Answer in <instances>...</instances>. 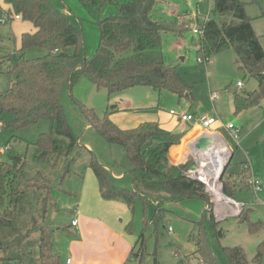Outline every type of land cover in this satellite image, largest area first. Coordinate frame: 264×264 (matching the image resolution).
<instances>
[{
	"label": "trees",
	"instance_id": "trees-1",
	"mask_svg": "<svg viewBox=\"0 0 264 264\" xmlns=\"http://www.w3.org/2000/svg\"><path fill=\"white\" fill-rule=\"evenodd\" d=\"M3 1L6 7L0 2V15H7L9 22L18 15L20 20L32 24L33 29L21 35L15 64H10L9 55H0V74H7L10 79L8 89L0 93L1 131L10 129L17 132L47 120L50 132L42 134L34 144L38 152L32 161L27 155H16L0 166V203L6 198L8 200V207L0 210V262L66 264L53 249L54 230L48 224V214L55 207L51 196L52 183L37 167L42 163H51L53 167L64 163L68 174L76 161L72 156L80 147L79 138L61 104L62 91L66 87L71 90L81 76H85L97 88L106 89L109 96L136 87H149L161 95L171 92L179 98L191 97V89L178 75L179 65L165 60L163 37L168 34L182 38L185 32L191 31L195 20L186 14L184 16L188 19L183 18L185 21H180L179 16L173 19L155 16L154 10L163 0H79L93 13L101 33L96 55L87 61L82 29L70 22L68 10H60L49 0ZM212 1L213 14L219 21L212 16L205 20L202 34L193 43L198 59L234 49L240 69L257 80L258 89L253 93L235 94L234 111L238 114L258 106L264 98V49L242 0ZM106 5L115 12L102 17L101 12ZM1 42L0 32V50ZM71 48L73 53L70 54L68 50ZM32 49L46 53L38 58H26L27 51ZM77 106L88 128L107 144L121 146L135 170L142 171L144 175L153 174L159 180L157 184L139 181L144 184L142 188L136 184L132 188L118 187L107 167L101 165L92 153L89 168L103 200L120 201L133 208L135 200L141 198L144 203L151 201L160 208L165 202L197 198L207 203L214 226L221 224L216 220L214 204L204 186L184 175V170L192 163L172 166L168 161L169 153L180 150V140L185 134H165L156 122L123 129L111 118L117 107L109 109L101 118L85 104L78 102ZM246 165L249 163H243L242 170L236 174L241 179L237 183H232L236 178L233 181V176L227 177L224 173L223 193L228 197L236 200L237 194L244 190L254 193L248 183L251 176ZM158 193L164 195L154 197ZM245 203L244 213L251 210L250 203ZM238 219L248 225L252 235L264 228L261 221L252 222L247 212ZM36 233L40 235L38 244H26ZM138 242L140 246L136 253ZM195 243L196 251L178 264H219L202 229L195 237ZM136 244L130 258L137 264H145L144 235L138 237ZM224 251L231 264H264V239L257 245L251 263L241 246L228 247ZM155 264H159L157 260Z\"/></svg>",
	"mask_w": 264,
	"mask_h": 264
},
{
	"label": "rangeland",
	"instance_id": "rangeland-1",
	"mask_svg": "<svg viewBox=\"0 0 264 264\" xmlns=\"http://www.w3.org/2000/svg\"><path fill=\"white\" fill-rule=\"evenodd\" d=\"M49 1L60 10H68L71 15L70 22L82 29L86 59L91 61L96 55L101 40L100 29L93 13L79 0ZM0 2L6 7L3 0ZM242 2L246 4V13L252 20L254 31L260 38L264 49V0H242ZM213 11L212 0H163L154 10L155 16L161 18L173 19L183 15L180 21H185L188 17L195 20L191 25V31L185 32L182 38H175L168 34L163 37L165 60L169 64L179 65L178 75L191 89V97L186 95L179 98L171 92H164L161 95L149 87H136L109 96L106 89L97 88L85 76H81L71 90L66 87L62 91L61 104L69 124L79 138L80 147L74 151L72 156L76 157V161L71 165L68 174H66L64 163L56 167H53L51 163H42L37 167L52 183L51 196L55 207L48 214V224L54 230L53 249L60 254L65 263L68 257L73 258L74 256L72 247L77 249V245L74 243L72 245V241H76L81 236L80 228L72 226V220H83L82 213L96 215L102 213L110 225L117 228L122 227L125 234L133 237V246L138 237L144 235L145 264H155V260L159 264H178L185 257H190L196 251L195 237L200 229L205 232L219 264H231L224 251L228 247L241 246L247 254L248 261L251 263L253 260L257 245L264 239V228L252 235L249 233L248 225L240 223L238 217H229L224 221H219L221 224L215 227L207 203L201 199L191 198L179 202H165L160 208L151 201L144 203L141 198L135 200L133 208H129L120 201V204L109 205L113 202L102 200L103 205H101L98 184L89 168L93 154L101 165L107 167L113 183L118 187L132 188L133 184H136L138 188H142L144 184L139 181L144 180L149 184H157L159 180L153 174L144 175L142 171L135 170L121 146L107 144L93 129L88 128L77 106V103L81 102L94 109L101 118L109 109L117 107V112L111 118L120 128L131 129L145 122H156L165 134H184L188 127L181 126L180 115L187 114V112L194 113L197 118L214 116L224 124L234 123L241 128L239 145L225 136L222 130L223 137L233 152V157L226 169V176H233V181L235 178L236 181L232 183H237L241 179L236 174L242 170L243 163H249L248 174L261 181L262 190L256 195L244 190L237 194L236 200L250 203L251 210L246 211L248 216L252 222L261 221L264 224V98L258 106L245 109L238 114L235 113V94L253 93L258 89V82L255 78L249 77L245 70L240 69L238 56L234 49L230 48L210 57L211 63H198L197 49L193 43L198 35H195L192 29L197 27L202 30L207 16L218 20L219 18L213 14ZM114 12L113 8L106 5L101 15L103 17ZM185 14L189 16L186 18ZM32 29V24L23 20L11 22L7 20L6 23L0 25L2 36L0 55H9L10 64L17 62L21 35ZM176 43L181 46H177ZM68 52L73 53V49H69ZM45 53L44 50L32 49L27 51L26 58H38ZM238 83L242 86L239 87ZM9 84V76L0 74V93L6 91ZM216 93L219 99L212 101L211 94ZM171 111L177 115L171 114ZM219 126L220 123L215 126V129H220ZM199 130L197 126L186 137H190ZM48 132H50V123L47 120L17 132H12L10 129L0 131V149L7 150L6 153H0V166L2 163L10 162L11 158L16 155H27L32 161L38 152L34 144L42 134ZM170 159L168 158V161L172 166L178 163L170 162ZM135 178L138 180L134 181ZM162 194H155L154 197H161ZM206 194L214 204L215 213L217 205L215 198ZM221 206L225 211L224 202ZM7 207L6 198L0 203V210L3 211ZM246 212H242L240 216L243 217ZM198 223L201 225L198 226ZM39 236V233L33 234L26 244L29 242L38 244ZM84 237L83 234L81 239L85 243ZM115 243L116 241L111 240L102 251V255ZM136 245L137 253L140 242ZM80 247L78 249L81 250L82 247ZM85 251H88L86 245ZM125 264L137 263L135 259L128 258Z\"/></svg>",
	"mask_w": 264,
	"mask_h": 264
},
{
	"label": "built area",
	"instance_id": "built-area-1",
	"mask_svg": "<svg viewBox=\"0 0 264 264\" xmlns=\"http://www.w3.org/2000/svg\"><path fill=\"white\" fill-rule=\"evenodd\" d=\"M209 17L210 16H207L206 20H209ZM14 19L20 20L21 18L20 16L16 15ZM7 20L9 21V17L7 15H4V14L0 15V24L6 23ZM193 33L195 35H201L202 31L198 29L197 27H195L193 28ZM211 62L212 61L210 60V58L198 59L199 64H206V63H211ZM238 86L239 87L242 86L241 83H238ZM210 98L212 101H215L219 99V95L217 93L211 94ZM171 114L177 115L176 113H174V111H171ZM180 118L183 123L191 124L192 129L198 126L200 129V133H201L198 136V138L194 139L193 143L191 144L194 151L192 153L187 154V156L184 158V160L181 163V164H186L189 162L192 163L189 167H187L184 170V175L189 179H192V180H195L201 183L204 186L205 192L210 194L213 198H215L214 194L209 189L208 184L204 180V178L211 177L210 173L215 172V170L213 169V161L210 159V161H207V163H210V162L211 163L206 165V162L203 160L206 159V156L210 157L213 154V152H216L215 147L212 144L215 140L221 137L223 139L222 142L224 144V150L221 153L223 157L222 160L224 161V167H227L230 163V157L231 155H233V152L228 142L223 137L222 130L226 134L225 136H227L230 140H232L233 142L239 145L238 140L241 135V128L237 127L234 123L224 124L223 122H220L214 116H211V117L203 116V117L197 118L196 115L187 113L184 115H180ZM219 123H220V126H219L220 129L216 130L215 126H217ZM2 125L3 124L0 121V131L2 129ZM202 139L206 140L207 143L203 147H198V144L200 143ZM6 152H7L6 149H0V153H6ZM210 166H212V170L207 171L208 169H210L209 168ZM248 168H249V165H246V169ZM203 171H207L205 172V175H203ZM200 173L201 175H199ZM222 177L223 176H222V171H221L218 177V184H219L218 189L226 199V202L224 203L226 206V210L224 211L223 206L218 207L216 205L215 215L217 217L218 222L224 221L229 217H239L246 207L245 202H240L231 197H227L224 195L223 193L224 185L222 183ZM248 183L252 187V190L255 194H257L258 192L262 190V183L259 179L251 177L248 180ZM77 225H78V220L75 219L72 223V226H77ZM170 232H172L171 229H170ZM68 263H70V261H68ZM0 264H17V263L15 261H8V262H0Z\"/></svg>",
	"mask_w": 264,
	"mask_h": 264
},
{
	"label": "crops",
	"instance_id": "crops-1",
	"mask_svg": "<svg viewBox=\"0 0 264 264\" xmlns=\"http://www.w3.org/2000/svg\"><path fill=\"white\" fill-rule=\"evenodd\" d=\"M181 16H179V18H182ZM176 45L181 46V44H178V43H176ZM128 107L129 106H127V108ZM187 113H191V112H187ZM181 124L183 128L187 126L188 130L184 132L185 135L180 140L181 141L180 150L177 152H174L175 155L173 153L171 154L169 153L170 155L168 156V158L169 159L171 158L170 162H173V163L183 160V158L188 153V149L185 150L184 147L187 148V144L193 139H195V137H197L200 134V130H199L187 138L186 136L190 133V131H192L191 130L192 125L188 123H183V122ZM182 149H184L185 151ZM181 163L182 162L180 163L178 162L177 164H174V165L176 166ZM98 190H99V187H98ZM100 200H101L99 201L100 203L105 201L102 199L101 194H100ZM108 202H113V203H109V205L120 204L119 201H108ZM101 205L103 204L101 203ZM217 205L218 207L221 206L218 203ZM81 217L83 220L77 219L78 225L74 226V227L80 228L79 232H81V236H79V238H77L76 241L74 240L72 241V245L73 243L74 245H77V249L75 247H72V252L74 256L73 258L68 257L66 259V264H125L126 260L130 258L131 252L134 248L133 237L125 234L122 227L117 228V227H114L113 225H110L106 221L107 219L102 215V213L100 214L98 213V215L82 213ZM74 220H72V223ZM216 220H217V217H216ZM83 234L85 235L84 239L86 240L85 242L86 244L84 243V240L81 239ZM111 240L113 242L116 241V243L113 245V247L110 250L107 249L105 254L102 255V251H104V248L110 243ZM85 245L88 248L87 252L85 251ZM79 247L81 248V250L78 249ZM68 261H70V263H68Z\"/></svg>",
	"mask_w": 264,
	"mask_h": 264
},
{
	"label": "bare ground",
	"instance_id": "bare-ground-1",
	"mask_svg": "<svg viewBox=\"0 0 264 264\" xmlns=\"http://www.w3.org/2000/svg\"><path fill=\"white\" fill-rule=\"evenodd\" d=\"M198 136L195 137V139L198 138ZM193 141H194V139L187 144V148H186V149H188V153L187 154L192 153L194 151L193 150V147L191 146V144L193 143ZM222 141H223V139L221 137H219L217 140H215L212 145L215 147V151L216 152H213V154L210 157L209 156H206V159L203 160V161L206 162V165H208V164L211 163V162L210 163H207V161H210V159L213 161V169L215 170V172L214 173H210L211 177L204 178V180L208 184L209 189L214 194L215 201L218 204H220V205L223 202L224 203L226 202L225 197L222 195V193L218 189V185H219L218 184V177H219L220 172L223 171V168H224V161L222 160L223 157H222V154H221L222 151L224 150V144H223ZM184 158H183V160H184ZM183 160H181V161H183ZM178 162H180V161H178ZM174 163H177V162H174ZM209 168L210 169H208L207 171L212 170V166H210ZM207 171H203V175H205V172H207ZM199 175H201V173Z\"/></svg>",
	"mask_w": 264,
	"mask_h": 264
},
{
	"label": "water",
	"instance_id": "water-1",
	"mask_svg": "<svg viewBox=\"0 0 264 264\" xmlns=\"http://www.w3.org/2000/svg\"><path fill=\"white\" fill-rule=\"evenodd\" d=\"M85 60H86V57H85ZM206 143H207L206 140L202 139V140L200 141V143L198 144V147H203V146L206 145ZM232 157H233V155H231V157H230V161H231ZM226 169H227V167H224V169H223V171H222V176H223L224 173L226 172Z\"/></svg>",
	"mask_w": 264,
	"mask_h": 264
}]
</instances>
